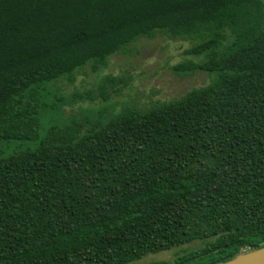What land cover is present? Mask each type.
Masks as SVG:
<instances>
[{"label": "trees", "instance_id": "obj_1", "mask_svg": "<svg viewBox=\"0 0 264 264\" xmlns=\"http://www.w3.org/2000/svg\"><path fill=\"white\" fill-rule=\"evenodd\" d=\"M157 34L193 42L171 69L210 83L136 109L55 88ZM110 100L118 115L81 122ZM0 143V264H132L197 242L150 264H219L263 247L264 0H0Z\"/></svg>", "mask_w": 264, "mask_h": 264}, {"label": "rangeland", "instance_id": "obj_2", "mask_svg": "<svg viewBox=\"0 0 264 264\" xmlns=\"http://www.w3.org/2000/svg\"><path fill=\"white\" fill-rule=\"evenodd\" d=\"M192 44L193 42L189 41L170 40L162 34H157L152 39L142 38L127 50L112 56L108 67L103 71L93 72L87 67L76 74L74 81L69 82L63 79L54 86L66 98H71L75 93L88 92L97 98L96 102H101L103 95H112L114 100L120 104L128 103L127 106L133 109L148 108L161 102L176 100L191 89L208 85L211 80L210 76L204 72L182 77L171 69L186 60L184 51ZM106 76L115 77L117 82L106 84ZM111 103L113 104L112 100L101 105H90L89 111L82 116L84 120L81 122L87 125L96 122L106 123L118 115L122 108V105L118 104V110L114 111ZM87 105V101L79 102L71 107L66 106L65 110L67 112L77 111L78 106ZM4 147V143H0V151ZM5 156L7 155L0 154V158ZM201 245L197 242L174 250L150 254L132 264L169 261L176 255L196 250Z\"/></svg>", "mask_w": 264, "mask_h": 264}, {"label": "water", "instance_id": "obj_3", "mask_svg": "<svg viewBox=\"0 0 264 264\" xmlns=\"http://www.w3.org/2000/svg\"><path fill=\"white\" fill-rule=\"evenodd\" d=\"M219 264H264V246L250 251H244L231 260Z\"/></svg>", "mask_w": 264, "mask_h": 264}]
</instances>
